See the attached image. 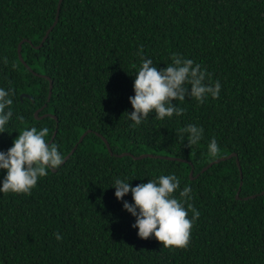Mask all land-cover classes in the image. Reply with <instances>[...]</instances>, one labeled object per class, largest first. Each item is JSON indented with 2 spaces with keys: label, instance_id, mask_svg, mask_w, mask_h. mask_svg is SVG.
<instances>
[{
  "label": "trees",
  "instance_id": "1",
  "mask_svg": "<svg viewBox=\"0 0 264 264\" xmlns=\"http://www.w3.org/2000/svg\"><path fill=\"white\" fill-rule=\"evenodd\" d=\"M58 2L0 0V57L8 60L0 62V87L15 92L0 150L22 129L46 128V143L55 133L66 157L90 133L30 194H0V264H264V0H62L57 14ZM20 43L31 71L19 60ZM137 49L157 69L170 53L193 59L220 82L219 96L202 103L186 96L174 101L180 116L150 114L130 127ZM39 109L47 117L35 119ZM189 123L203 129L196 145L177 132ZM213 138L218 152L210 156ZM230 154L241 179L235 158L201 173ZM169 173L179 188L191 186L188 203L200 213L186 248L139 238L122 209L131 194L117 201L111 187L117 177L134 186Z\"/></svg>",
  "mask_w": 264,
  "mask_h": 264
},
{
  "label": "clouds",
  "instance_id": "2",
  "mask_svg": "<svg viewBox=\"0 0 264 264\" xmlns=\"http://www.w3.org/2000/svg\"><path fill=\"white\" fill-rule=\"evenodd\" d=\"M140 56L138 70L133 79V95L128 97L132 111L126 112L132 123L130 127L139 126L152 114L157 120L180 116L184 109L174 101H184L185 97L202 103L207 98L215 99L220 94L221 84L212 80L211 74L193 59L185 58L178 53H170V63L157 69L151 58ZM0 62L8 63L6 57ZM15 92L12 87H0V132L13 117V100ZM16 119L23 120V116ZM186 144L196 145L202 138L203 129L196 124H186L177 129ZM47 129L37 130L35 127L22 129L6 150H0V170L4 175L0 178V194L31 193L39 178L49 170H56L64 161V155L53 142L45 141ZM207 152L214 156L218 152V144L213 138L207 144ZM132 180V179H130ZM127 177H117L113 181V195L120 201L126 194H131V203L122 202V209L134 217L130 225L136 229L139 238L153 237L164 248H186L189 243L193 223L199 217L198 210L188 203L192 199L191 186L185 184L179 188L180 179L175 173L160 174L147 182L134 186ZM178 191L177 195L174 192ZM187 204V208L185 207ZM191 209V217L188 216ZM59 241V232L53 233Z\"/></svg>",
  "mask_w": 264,
  "mask_h": 264
},
{
  "label": "water",
  "instance_id": "3",
  "mask_svg": "<svg viewBox=\"0 0 264 264\" xmlns=\"http://www.w3.org/2000/svg\"><path fill=\"white\" fill-rule=\"evenodd\" d=\"M61 1L62 0H59V2H58V7H57V14H58V12H59V7H60V3H61ZM57 19H58V17L56 18V21H57ZM56 21L53 23V26H55L56 25ZM53 26L49 29V31L46 33V36H45V38L47 37V35H48V33L52 30V28H53ZM45 38L42 40V43L44 42V40H45ZM23 43V42H22ZM22 43H20L19 45H18V49H17V53H18V57H19V60H20V62L29 70V71H31L30 70V68L24 63V61H23V59H22V57H21V44ZM41 43V44H42ZM36 75V74H35ZM47 80H48V82H49V92H48V101H49V99H50V97H51V93H52V88H53V84H52V82L47 78ZM24 97H29V96H26V95H23ZM42 109H39L37 112H35V119H38V120H40V119H42V118H44V117H47V115H45V116H42V117H38V113L41 111ZM51 117H53V116H51ZM88 133H90V131L88 130V131H86V132H84L82 135H81V137L79 138V140H78V142L75 144V146L73 147V149L70 151V153L64 158V161L63 162H65L73 153H74V151L76 150V148H77V146L82 142V140L84 139V137L88 134ZM54 135H55V133H54ZM54 135L52 136V138H51V140L49 141V142H52V140H53V138H54ZM97 136L98 137H100L101 138V140L103 141V143L105 144V146L107 147V150H108V152L110 153V155H113V153L111 152V149H110V147H109V145H108V142L106 141V139L105 138H103L102 136H100L99 134H97ZM129 156V157H132L134 160H139V159H144V158H156V159H162V160H167V161H175V162H181V163H186V164H190L187 160H183V159H180V158H173V157H167V156H154V155H151V154H148V155H142V156H139V157H135L134 155H131V154H122V155H116L117 157H123V156ZM231 158H235V160H236V164H237V167H238V169H239V172H240V179L242 178V175H241V169H240V164H239V161H238V159L236 158V154H230L229 156H227L226 158H222V159H219V160H216V161H214V162H212V163H210V164H208V166H206L205 168H203L202 170H201V173H204L208 168H210L213 164H218V163H220V162H222V161H225V160H229V159H231ZM62 162V163H63ZM192 174H193V169L190 171V173H189V176H190V178L191 179H193L191 176H192ZM241 185H242V183L240 182V185H239V188H238V191H237V193H236V199L238 200L239 199V192H240V189H241ZM261 195H264V192H262L261 193ZM255 196H252V197H248V198H246V199H249V198H254Z\"/></svg>",
  "mask_w": 264,
  "mask_h": 264
},
{
  "label": "bare ground",
  "instance_id": "4",
  "mask_svg": "<svg viewBox=\"0 0 264 264\" xmlns=\"http://www.w3.org/2000/svg\"><path fill=\"white\" fill-rule=\"evenodd\" d=\"M25 63V62H24Z\"/></svg>",
  "mask_w": 264,
  "mask_h": 264
}]
</instances>
